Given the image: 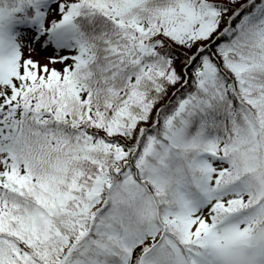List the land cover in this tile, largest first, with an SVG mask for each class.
<instances>
[{"label": "snow or ice", "instance_id": "1", "mask_svg": "<svg viewBox=\"0 0 264 264\" xmlns=\"http://www.w3.org/2000/svg\"><path fill=\"white\" fill-rule=\"evenodd\" d=\"M0 264H264V0H0Z\"/></svg>", "mask_w": 264, "mask_h": 264}]
</instances>
